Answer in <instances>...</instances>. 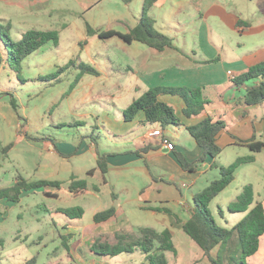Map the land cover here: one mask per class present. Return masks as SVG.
I'll return each instance as SVG.
<instances>
[{"label":"crops","instance_id":"obj_1","mask_svg":"<svg viewBox=\"0 0 264 264\" xmlns=\"http://www.w3.org/2000/svg\"><path fill=\"white\" fill-rule=\"evenodd\" d=\"M139 1L143 8L144 0ZM250 1L257 6L245 11L250 9L249 6L240 8L235 0H158L151 8L150 16L156 30L170 37L174 47L152 52L153 49L140 42L128 44L122 40L127 55L122 57L116 53L114 56L118 69L113 75L115 95L112 102L107 101L96 110L95 116L102 123V128H97L104 131L103 141H110L113 145L106 144V147L114 148L113 151H99V145L92 137L84 135H80L77 142L49 136V140L39 141L44 145L41 158L36 159L32 171L25 170L28 174L25 179L31 182L49 180L68 184L72 178L86 180V177L96 174L102 176L99 171L93 176H89L88 172L97 167L98 153L109 156V170L105 178L102 176L101 185L93 187L94 191L89 189L86 195L99 197L102 188H108L113 199L111 207L116 208V215L102 223H95L94 219L89 224L64 221L62 226L72 238L69 242L71 250L82 237L78 246L83 248L78 249L83 257H76L78 264H151L147 255L138 249L107 257L95 253L88 245L94 239L115 244L117 234L134 232L139 235L141 228H151L159 233L167 229L171 232L176 252L165 253L170 264H178L179 249L184 255L187 251L194 252L197 264H212L202 250L199 252L193 248L194 242L188 235V238L181 236L194 209V196L218 178L217 166H229L241 157L254 156L253 162L241 165L236 173L246 175L243 186L252 182L247 180L256 178L262 183L264 178V148L254 153L249 146L239 144V141L264 144V103L246 104L247 91L264 83V79H253L240 87L234 83L238 76L264 62V0ZM141 13L142 9L140 15L134 17L129 31L136 27ZM98 72L100 74L95 77L101 76ZM85 76L89 75L82 77ZM154 87L200 89L210 104L199 116L187 117L184 113L186 104L181 97L163 95L160 100L175 108L180 125L164 129L160 124L147 122L144 112H140L135 120L126 122L123 112ZM210 117L223 120L227 125L217 138L222 153L217 158L208 156L193 170H185L176 153L191 164L196 163L204 153L187 127ZM157 130L162 131V136H151ZM163 138L169 140L173 150L165 148ZM29 152L31 155L34 153ZM27 156V160L34 163L32 156ZM252 186L254 205L263 203L264 186L258 193ZM38 194L43 195V192ZM239 195L229 196L223 207L228 208ZM230 215L231 219H235L233 228L246 213ZM178 236L179 244H175ZM263 240L264 236L260 244ZM221 248L216 247L212 257L215 258ZM191 262L181 261L180 264Z\"/></svg>","mask_w":264,"mask_h":264},{"label":"rangeland","instance_id":"obj_2","mask_svg":"<svg viewBox=\"0 0 264 264\" xmlns=\"http://www.w3.org/2000/svg\"><path fill=\"white\" fill-rule=\"evenodd\" d=\"M235 1L240 8L249 6L250 9L245 11L257 6V3L250 0ZM141 9L139 0H132L129 4L122 0L0 1V24L11 23L9 37L13 41L19 40L29 30H56L60 34L58 45L49 43L33 53L22 63L20 72L9 65V51L0 42V189L14 185L19 175L26 178L28 174L25 170H33L44 148L36 139L49 136L77 142L80 135H84L92 137L99 145V151H113L114 148L106 147L111 142L103 141L104 131L98 129L102 128V123L95 116L98 112L96 110L104 106L103 103L113 100V75L118 70L114 56L116 53L122 57L127 55L124 51L125 43L119 38L102 40L97 35L89 36L87 23L95 30L114 29L127 33ZM71 60L98 69L101 76L79 77V72L68 70L61 75L63 83L57 86L51 87L42 80L55 74ZM12 97L17 100L22 119H19L10 104ZM99 133L104 136L102 139ZM10 143H14V147L5 153L3 148ZM29 151L34 153L31 155ZM27 154L32 156L34 163L27 160ZM245 176L242 173L236 174L235 181L209 205L220 227L230 229L235 221L231 219L228 208L223 207V203L229 201V196L241 194L245 185L253 183L256 193L264 186L263 177L262 183L253 178L247 180L251 183L243 186ZM86 180L88 188L93 190V187L101 185L102 176L96 174L94 177H86ZM261 201L264 205V199ZM112 203V196L106 187L102 188L99 197L88 194L74 200H54L35 192L25 195L19 203L13 205L0 200V264H26L33 258L37 259L36 264H69V256L77 261L76 257H83L78 249L82 247L78 246L82 237L73 244L71 250L69 242L72 238L63 230L64 221L93 223V216L109 209ZM60 208H82L85 214L82 219L70 220L57 213ZM181 236L188 238L186 233H181ZM96 240L89 241L88 245L92 246ZM179 240V236L176 237L175 244H179ZM64 242L70 250L65 249ZM193 244V248L200 252L201 249ZM237 245L238 240L232 239L215 258L222 264H238L241 257L235 250ZM259 247L254 256L244 260L245 264H264V240ZM179 250L178 264L181 261L197 264L194 262L197 259L194 252L187 251L184 255Z\"/></svg>","mask_w":264,"mask_h":264},{"label":"trees","instance_id":"obj_3","mask_svg":"<svg viewBox=\"0 0 264 264\" xmlns=\"http://www.w3.org/2000/svg\"><path fill=\"white\" fill-rule=\"evenodd\" d=\"M122 1L126 4L131 2V0ZM157 2L158 0L143 1L140 20L136 27L127 33H121L116 30H95L89 24H87V33L89 36L97 35L102 40L118 37L128 44L140 42L158 52L173 48L172 39L156 30L155 22L150 16V10ZM11 29V23L0 24V42L7 47L9 51L7 61L17 72H20L22 63L33 53L39 51L49 43L58 45L60 42V34L56 30H29L23 33L19 40L13 41L9 37ZM68 70L79 71V77L83 75L98 76L100 74L97 69L84 62L78 63L76 60H71L55 74L46 76L42 80L49 83V85L55 86L62 83L61 75ZM253 79H264V62L238 76L234 80V83L240 87ZM163 95L181 97L186 104L184 113L187 117L199 116L210 104L203 97L200 89H190L187 87H154L133 101L123 112L124 120L131 122L135 120L140 112H144L147 122L160 124L164 129L172 125H180L175 108L160 100V97ZM263 103L264 83L261 82L258 86L247 91L246 104L259 105ZM10 104L15 114L19 119H22L19 113V105L14 97L10 99ZM226 128L225 121L214 120L211 117L197 125L187 127L188 132L204 150V153L196 163L192 164L187 163L181 155L176 153L184 169L193 170L196 165L203 163L208 156L217 158L222 153V147L218 144L217 138ZM36 140L44 141L49 140V138ZM239 144L249 146L254 153L260 152L264 148L263 143L239 141ZM13 147L14 143H10L3 148V151L7 153ZM97 155V167L90 170L88 175L93 176L95 172L99 171L103 178H105L109 170V156L99 153ZM253 161L254 156H248L238 158L229 166H217L219 168V177L213 180L207 188L194 196V209L189 220L184 225V231L201 248L205 257L212 264H222L219 263L218 259L212 257V251L218 246L225 247L228 245L235 235L238 240V245L235 250L239 252L241 257L238 264H245V259L254 256L259 251L260 240L264 236V205L262 202L254 205L255 194L251 184L246 185L237 199L228 206L230 213H246V216L233 228L227 229L220 227L209 210L210 203L235 181L236 173L240 166ZM88 191L89 188L86 180L72 178L68 184L49 180L31 182L19 175L16 177L14 185L0 189V200L13 205L19 203L25 195L35 192H43L44 197L54 200H63L64 198L74 200L86 195ZM57 213L64 215L70 220H79L83 218L85 211L82 208H60L57 210ZM115 215L116 208L111 207L98 212L93 219L95 223H102ZM138 233L139 235L134 232L119 233L116 235L117 242L115 244H110L108 241L101 242V240L97 239L91 248L95 253L107 257H116L123 253H132L138 249L147 255V259L151 264H170L165 253L176 252V248L173 243V236L168 229L159 233L151 228H141L138 230ZM64 245L66 250H70L66 242H64ZM36 262L37 259L33 258L26 264H36ZM68 263L78 264L72 256L68 257ZM50 264H59V262Z\"/></svg>","mask_w":264,"mask_h":264},{"label":"built area","instance_id":"obj_4","mask_svg":"<svg viewBox=\"0 0 264 264\" xmlns=\"http://www.w3.org/2000/svg\"><path fill=\"white\" fill-rule=\"evenodd\" d=\"M151 136H154V137H161V136H162V131H161V130L154 131V132L151 134ZM162 143H163V145L165 146L166 149H168V150H172L173 145L170 144V142H169L168 139L163 138V139H162Z\"/></svg>","mask_w":264,"mask_h":264}]
</instances>
